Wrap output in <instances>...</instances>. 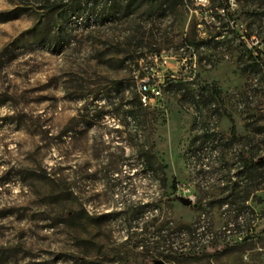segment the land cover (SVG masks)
Wrapping results in <instances>:
<instances>
[{
    "label": "rangeland",
    "instance_id": "obj_1",
    "mask_svg": "<svg viewBox=\"0 0 264 264\" xmlns=\"http://www.w3.org/2000/svg\"><path fill=\"white\" fill-rule=\"evenodd\" d=\"M235 1V30L186 0L133 29L72 17L55 49L44 12L0 0V264H264V0Z\"/></svg>",
    "mask_w": 264,
    "mask_h": 264
},
{
    "label": "trees",
    "instance_id": "obj_2",
    "mask_svg": "<svg viewBox=\"0 0 264 264\" xmlns=\"http://www.w3.org/2000/svg\"><path fill=\"white\" fill-rule=\"evenodd\" d=\"M14 3L22 12H44L45 26H57V30L53 34L45 38V42L51 47L57 49L62 47L68 42L67 32L63 29V22H72V17H80L81 15H86V20L93 19L96 24H106V23H117L123 20L130 29H133V25L137 24L138 17L144 18L142 25L146 26L149 22H153L160 19L164 15L169 17L172 13H178L184 8L186 0H10ZM220 6L224 13L229 17L228 25H230L233 30L236 28V21L233 18V13L228 0H220ZM160 12V13H159ZM48 32V31H46ZM222 33L219 32L218 35L211 37V39L206 38L195 43V40L189 41L187 44L189 46H201L209 41H216ZM217 42V41H216ZM158 51V49L156 50ZM159 53V52H158ZM256 56L255 61L257 66L264 67V61ZM140 58L137 59V62ZM169 82V81H168ZM172 82H169V87L172 88ZM176 86V85H175ZM210 93V92H209ZM211 99L214 95L210 93ZM215 97V96H214ZM146 105L141 100V94H135L132 106L126 111V115L133 120V122L140 124L147 120ZM139 157L142 162L150 170L155 172H161L164 178V169L162 165L157 161L153 149L150 145L143 144L139 151ZM264 165V162H261ZM244 166L247 173L251 179H256L262 176V173L258 171L256 165L251 164L250 159H245ZM251 181V180H250Z\"/></svg>",
    "mask_w": 264,
    "mask_h": 264
},
{
    "label": "built area",
    "instance_id": "obj_3",
    "mask_svg": "<svg viewBox=\"0 0 264 264\" xmlns=\"http://www.w3.org/2000/svg\"><path fill=\"white\" fill-rule=\"evenodd\" d=\"M199 1L204 2L202 0H199ZM228 1L231 6V9L233 10V8L236 6V1L235 0H228ZM255 43H258V40ZM140 94H141L142 102L144 104H147V103L153 102L158 96L161 95V89L159 85L153 80L143 79L140 82ZM232 178L235 179L234 177ZM226 232L228 235H232L236 232V230L232 229V225H230V227L226 229Z\"/></svg>",
    "mask_w": 264,
    "mask_h": 264
},
{
    "label": "water",
    "instance_id": "obj_4",
    "mask_svg": "<svg viewBox=\"0 0 264 264\" xmlns=\"http://www.w3.org/2000/svg\"><path fill=\"white\" fill-rule=\"evenodd\" d=\"M179 201L186 206H190L192 203V199L189 197L180 196ZM153 264H165L162 260H156Z\"/></svg>",
    "mask_w": 264,
    "mask_h": 264
},
{
    "label": "bare ground",
    "instance_id": "obj_5",
    "mask_svg": "<svg viewBox=\"0 0 264 264\" xmlns=\"http://www.w3.org/2000/svg\"><path fill=\"white\" fill-rule=\"evenodd\" d=\"M202 1H207V0H202ZM139 90H140V85H139ZM215 153H214V151H213V155H214Z\"/></svg>",
    "mask_w": 264,
    "mask_h": 264
}]
</instances>
